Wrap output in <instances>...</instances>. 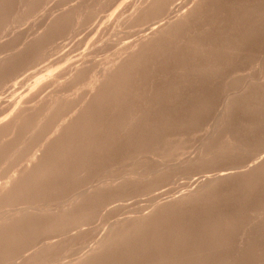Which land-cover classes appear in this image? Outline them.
Here are the masks:
<instances>
[{
	"label": "rangeland",
	"instance_id": "rangeland-1",
	"mask_svg": "<svg viewBox=\"0 0 264 264\" xmlns=\"http://www.w3.org/2000/svg\"><path fill=\"white\" fill-rule=\"evenodd\" d=\"M143 2L0 0V264H264V0Z\"/></svg>",
	"mask_w": 264,
	"mask_h": 264
},
{
	"label": "bare ground",
	"instance_id": "bare-ground-1",
	"mask_svg": "<svg viewBox=\"0 0 264 264\" xmlns=\"http://www.w3.org/2000/svg\"><path fill=\"white\" fill-rule=\"evenodd\" d=\"M124 1H125V0H124ZM139 1L141 2L142 0H139ZM144 1L146 2V0H144ZM145 2H143V3H145ZM143 3H142V5H143ZM146 3H147V2H146ZM148 3H149V2H148ZM131 4H132V2H131ZM126 5H127V4H126ZM142 5H141V6H142ZM172 5H173V3H172ZM176 5H177V3H176ZM178 5H179V4H178ZM178 5H177V6H178ZM181 5H182V4H181ZM181 5H180V6H181ZM127 6H130V5L128 4ZM173 6H174V5H173ZM180 6L178 7V9L180 8ZM139 7H140V5H139ZM169 8H170V7H169ZM182 8H183V7H182ZM173 10H174V9H173ZM179 10H180V9H179ZM179 10H178V11H179ZM182 10H183V9H182ZM168 11H169V10H168ZM170 12H171V11H170ZM173 12H174V11H173ZM153 28H154V27H153ZM157 28H158V27H157ZM160 28H161V27H159L158 29L160 30ZM148 29H149V28H148ZM151 31H152V30H151ZM153 31H154V30H153ZM157 31H158V30H157ZM150 33H151V32H150ZM152 33H153V32H152ZM154 33H155V32H154ZM154 33H153V34H154ZM149 35H150V34H149ZM54 84H55V83H54ZM52 89H53V88H52ZM52 93H53V92H52ZM6 105H7V104H6ZM8 105H9V104H8ZM8 107H9V106H8ZM10 107H11V106H10ZM17 108H18V107H17ZM16 111H17V110H16ZM17 112H18V111H17ZM19 112H20V111H19ZM19 112H18V113H19ZM21 112H22V110H21ZM17 115H18V114H16V116H17ZM12 117H13V115H12ZM15 118H16V117H15ZM10 120H11V119H10ZM8 121H9V120H8ZM9 122H10V121H9ZM0 124H1V123H0ZM6 124H7V123H6ZM1 125H2V124H1ZM219 176H220V175H219Z\"/></svg>",
	"mask_w": 264,
	"mask_h": 264
}]
</instances>
